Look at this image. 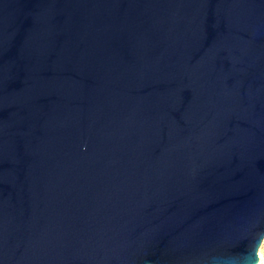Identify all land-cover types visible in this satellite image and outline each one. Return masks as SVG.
I'll use <instances>...</instances> for the list:
<instances>
[{
	"label": "water",
	"instance_id": "obj_1",
	"mask_svg": "<svg viewBox=\"0 0 264 264\" xmlns=\"http://www.w3.org/2000/svg\"><path fill=\"white\" fill-rule=\"evenodd\" d=\"M264 0H0V264H259Z\"/></svg>",
	"mask_w": 264,
	"mask_h": 264
},
{
	"label": "rangeland",
	"instance_id": "obj_2",
	"mask_svg": "<svg viewBox=\"0 0 264 264\" xmlns=\"http://www.w3.org/2000/svg\"><path fill=\"white\" fill-rule=\"evenodd\" d=\"M259 257H260L259 264H264V241H263L262 246L260 247V250H259Z\"/></svg>",
	"mask_w": 264,
	"mask_h": 264
},
{
	"label": "bare ground",
	"instance_id": "obj_3",
	"mask_svg": "<svg viewBox=\"0 0 264 264\" xmlns=\"http://www.w3.org/2000/svg\"><path fill=\"white\" fill-rule=\"evenodd\" d=\"M259 262H260V260H259Z\"/></svg>",
	"mask_w": 264,
	"mask_h": 264
}]
</instances>
